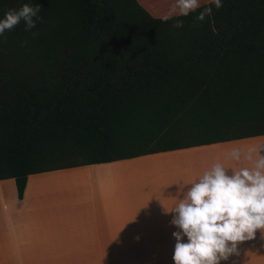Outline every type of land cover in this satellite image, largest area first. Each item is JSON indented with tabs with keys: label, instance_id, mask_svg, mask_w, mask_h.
Masks as SVG:
<instances>
[{
	"label": "trees",
	"instance_id": "16d2710c",
	"mask_svg": "<svg viewBox=\"0 0 264 264\" xmlns=\"http://www.w3.org/2000/svg\"><path fill=\"white\" fill-rule=\"evenodd\" d=\"M35 2V28L0 35V181L20 200L32 175L264 136V0L168 20L139 0H0V17Z\"/></svg>",
	"mask_w": 264,
	"mask_h": 264
},
{
	"label": "crops",
	"instance_id": "0c3cea01",
	"mask_svg": "<svg viewBox=\"0 0 264 264\" xmlns=\"http://www.w3.org/2000/svg\"><path fill=\"white\" fill-rule=\"evenodd\" d=\"M261 145L264 136L32 175L22 200L2 180L0 264H173L170 211L183 190L216 162L229 174L253 167L256 152L245 156ZM238 248L221 264H264V238Z\"/></svg>",
	"mask_w": 264,
	"mask_h": 264
},
{
	"label": "clouds",
	"instance_id": "9594fccd",
	"mask_svg": "<svg viewBox=\"0 0 264 264\" xmlns=\"http://www.w3.org/2000/svg\"><path fill=\"white\" fill-rule=\"evenodd\" d=\"M218 9L222 0H213ZM199 0H176L180 16H188L199 8ZM40 5L24 3L18 9H9L0 17V35L11 30L21 21L25 30L35 28ZM212 12V7H204L196 19L204 21ZM165 20L169 17L165 16ZM174 27H183V20H176ZM264 145L250 149L245 158L252 160L256 152L254 166L228 169L220 162L214 163L199 178L191 182L173 213L171 225L175 230L173 264H221L235 255L239 257L238 245L252 240L256 230L264 238V155L260 149ZM232 160H241V151L232 149L227 154ZM236 264V261H233Z\"/></svg>",
	"mask_w": 264,
	"mask_h": 264
},
{
	"label": "rangeland",
	"instance_id": "374dc122",
	"mask_svg": "<svg viewBox=\"0 0 264 264\" xmlns=\"http://www.w3.org/2000/svg\"><path fill=\"white\" fill-rule=\"evenodd\" d=\"M213 0H199V5H205ZM139 2L156 18H164L165 16L173 17L179 15V9L176 8V0H139ZM204 153V151H201ZM261 232H256L253 239H259Z\"/></svg>",
	"mask_w": 264,
	"mask_h": 264
}]
</instances>
